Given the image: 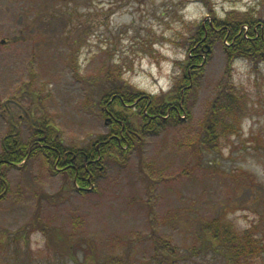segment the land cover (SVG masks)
Segmentation results:
<instances>
[{
  "label": "rangeland",
  "instance_id": "374dc122",
  "mask_svg": "<svg viewBox=\"0 0 264 264\" xmlns=\"http://www.w3.org/2000/svg\"><path fill=\"white\" fill-rule=\"evenodd\" d=\"M210 1L216 18L264 21V0ZM211 14L197 0H0V158L4 137L25 144L41 124L68 150L94 148L109 130L113 84L171 91ZM225 44L214 42L196 72L186 115L103 157L86 191L42 152L4 169L0 264H168L153 238L177 250V264H224L201 240L219 219L238 235L251 227L264 263V63L238 58L226 73ZM227 83L238 96L232 118L217 100ZM213 105L229 128L204 140ZM133 112L124 114L140 127Z\"/></svg>",
  "mask_w": 264,
  "mask_h": 264
},
{
  "label": "trees",
  "instance_id": "16d2710c",
  "mask_svg": "<svg viewBox=\"0 0 264 264\" xmlns=\"http://www.w3.org/2000/svg\"><path fill=\"white\" fill-rule=\"evenodd\" d=\"M197 1L203 4L208 13L212 14L210 21L204 24L200 22L196 26L186 60L182 62L184 75L181 82L174 85L168 93L158 97H151L144 92L134 90L128 85L125 86V83L123 84L125 88L117 86L116 83L113 84L108 90L110 99L106 103L109 108L103 110L108 123V133L101 136L97 143L91 144L90 147L94 146V148H90V150H88L89 148L87 150L83 148L68 150L60 143L54 127L48 124H41V129L25 144H22L15 135L4 137L0 158V200L4 199L7 190L4 169L25 163L28 157L37 152L47 155L49 159H52V165L71 176L77 184L78 191H86V188L91 186L94 173L100 169L103 157L114 156V152L124 156L127 150L135 148V145L143 141L144 134L153 133L157 127L162 128L171 120L177 123L181 116L186 115L185 97L192 90L191 82L194 80L196 72L210 57L214 42L220 40L227 43L223 46L226 73H230L234 60L238 58L264 63L263 20L246 13L236 12H228L223 19H219L213 15L210 0ZM244 26L248 28L246 33L243 29ZM117 69L119 70L118 67ZM184 88L185 91L182 92ZM233 88L230 83L225 84L217 98L218 101L223 102V106L220 108L229 110L231 118L237 112L236 109L230 108L231 103H235L238 97L233 92ZM216 107L213 105L208 114L209 121L202 129L205 132L203 133L204 140L206 136L210 138L216 135L217 127H222L225 130L229 128L227 123L221 124L218 121L219 115L216 112ZM128 110H134L136 111L133 112L134 115H140L143 122L140 127H135L130 116L124 114ZM212 146L215 147L214 144ZM202 235L201 240L209 242L207 249L218 254L224 264H264L260 261L262 256L259 255V252L261 249L258 247L259 242L255 239L251 227L238 235L231 228V224L222 219L212 220L208 223L205 222ZM152 242L155 253L163 255L164 261L168 264L178 263L177 259L180 258V255H175L177 250L169 242L158 238H153ZM103 264H126V260L110 256Z\"/></svg>",
  "mask_w": 264,
  "mask_h": 264
},
{
  "label": "clouds",
  "instance_id": "9594fccd",
  "mask_svg": "<svg viewBox=\"0 0 264 264\" xmlns=\"http://www.w3.org/2000/svg\"><path fill=\"white\" fill-rule=\"evenodd\" d=\"M148 65L145 63L144 67H147ZM153 72H155V68L153 67L152 69ZM161 83L164 84L165 86H167V82L164 80H161Z\"/></svg>",
  "mask_w": 264,
  "mask_h": 264
},
{
  "label": "flooded vegetation",
  "instance_id": "af4514ba",
  "mask_svg": "<svg viewBox=\"0 0 264 264\" xmlns=\"http://www.w3.org/2000/svg\"><path fill=\"white\" fill-rule=\"evenodd\" d=\"M110 122V121H109Z\"/></svg>",
  "mask_w": 264,
  "mask_h": 264
}]
</instances>
